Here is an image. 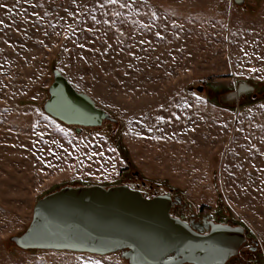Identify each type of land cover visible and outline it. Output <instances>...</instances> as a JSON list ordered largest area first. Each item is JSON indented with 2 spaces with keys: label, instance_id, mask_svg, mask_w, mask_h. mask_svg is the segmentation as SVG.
I'll list each match as a JSON object with an SVG mask.
<instances>
[{
  "label": "rangeland",
  "instance_id": "rangeland-1",
  "mask_svg": "<svg viewBox=\"0 0 264 264\" xmlns=\"http://www.w3.org/2000/svg\"><path fill=\"white\" fill-rule=\"evenodd\" d=\"M0 21V264H126L9 239L59 186L142 181L246 227L264 264V0H0ZM53 68L117 122L46 114ZM241 81L256 98L221 105Z\"/></svg>",
  "mask_w": 264,
  "mask_h": 264
},
{
  "label": "water",
  "instance_id": "water-1",
  "mask_svg": "<svg viewBox=\"0 0 264 264\" xmlns=\"http://www.w3.org/2000/svg\"><path fill=\"white\" fill-rule=\"evenodd\" d=\"M53 76L43 103L46 114L74 126L76 133L84 127L98 128L105 121L117 122L88 93L77 90L60 69L53 68ZM254 91V85L241 81L218 100L221 105L236 106ZM176 206H187L181 194L148 196L123 183L65 184L38 198L29 226L9 240L28 252L97 256L119 252L128 264H226L247 242L246 227L217 221L210 214L187 220L174 214Z\"/></svg>",
  "mask_w": 264,
  "mask_h": 264
},
{
  "label": "flooded vegetation",
  "instance_id": "flooded-vegetation-1",
  "mask_svg": "<svg viewBox=\"0 0 264 264\" xmlns=\"http://www.w3.org/2000/svg\"><path fill=\"white\" fill-rule=\"evenodd\" d=\"M254 86H255V91H256L257 87H256V85H254ZM255 91L253 93L245 94L243 97L251 95V98H252V95L254 93L257 94ZM137 177H139V174H137ZM126 185H129V184H126ZM142 185H144V181H142L141 185L140 184H136L134 187H132L130 185L129 186L132 187V188L140 189L142 191V190H144ZM172 194L173 195H177L178 193L175 192V193H172ZM186 209H187V207L183 208V207H180V206H176L173 209V212L177 216H178V214L185 215L187 220L192 219V218L193 219H199V217L192 216V214L190 216L184 214ZM246 231H247L246 232V238H247L246 241L247 242H245L244 245L240 248L239 253L237 254V256L234 257V258H231L230 261L227 262L226 264H256V260H257V257H258V254H259V250H260V243H259V241H256V240L252 239L250 237V234H249L248 230H246Z\"/></svg>",
  "mask_w": 264,
  "mask_h": 264
},
{
  "label": "trees",
  "instance_id": "trees-1",
  "mask_svg": "<svg viewBox=\"0 0 264 264\" xmlns=\"http://www.w3.org/2000/svg\"><path fill=\"white\" fill-rule=\"evenodd\" d=\"M117 141H118V144H120V146L123 148V145L121 144V140L118 139ZM221 222H224V221H221ZM239 225H241V224H239ZM241 226H242V225H241ZM13 248H15V247H13ZM29 252H40V253H45V252H48V250H45V251L31 250V251H29ZM124 262H126V261L124 260ZM126 264H128V263L126 262Z\"/></svg>",
  "mask_w": 264,
  "mask_h": 264
},
{
  "label": "snow or ice",
  "instance_id": "snow-or-ice-1",
  "mask_svg": "<svg viewBox=\"0 0 264 264\" xmlns=\"http://www.w3.org/2000/svg\"><path fill=\"white\" fill-rule=\"evenodd\" d=\"M2 23H3V21H0V24H2ZM157 35H159V33H157ZM161 119H163V118H161ZM85 264H100V262L99 261H92V262L85 261Z\"/></svg>",
  "mask_w": 264,
  "mask_h": 264
}]
</instances>
